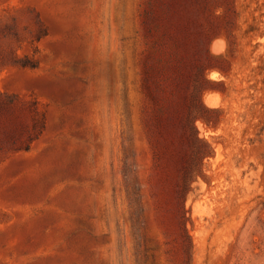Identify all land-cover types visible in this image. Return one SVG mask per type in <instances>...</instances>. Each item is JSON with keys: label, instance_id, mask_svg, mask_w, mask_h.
Wrapping results in <instances>:
<instances>
[{"label": "rangeland", "instance_id": "1", "mask_svg": "<svg viewBox=\"0 0 264 264\" xmlns=\"http://www.w3.org/2000/svg\"><path fill=\"white\" fill-rule=\"evenodd\" d=\"M143 10L184 60L157 126ZM203 69L213 111L191 116L212 153L184 199ZM0 93L45 121L0 163V264H264V0H0Z\"/></svg>", "mask_w": 264, "mask_h": 264}, {"label": "trees", "instance_id": "2", "mask_svg": "<svg viewBox=\"0 0 264 264\" xmlns=\"http://www.w3.org/2000/svg\"><path fill=\"white\" fill-rule=\"evenodd\" d=\"M144 23V39L146 49L144 53L143 66L147 67L142 76L141 89L148 101L150 110V120L157 126L165 120L172 111H174L182 100H178L175 83L180 78V70L183 64L182 50L174 40L168 29L155 24L146 23L150 11L143 10L141 13ZM46 33L43 29H38L35 34V40H39ZM15 35V34H14ZM185 46V45H183ZM12 62L24 68H35L36 63L32 59L26 57L20 59L13 57ZM149 67L156 69V74L151 81ZM205 71H200L195 83L198 84L197 89L190 94L186 103L183 105L188 109L187 122L192 129L189 143L193 154L192 165L185 168L181 179V192L187 194L190 184L195 181L196 176L201 174V165L204 158L212 153V147L206 141L198 138L193 120L200 118L206 120L201 114L196 113L191 116L193 110L198 113L212 112L207 108L202 100V94L208 90L204 85L208 83L205 78ZM36 102L32 101L27 104L25 101L20 102L15 94L0 93V163L9 155L16 152H26L34 140H36L44 130L45 121L35 107ZM27 114L28 122L22 121V116ZM154 155L158 157L159 151L156 145L153 147Z\"/></svg>", "mask_w": 264, "mask_h": 264}, {"label": "bare ground", "instance_id": "3", "mask_svg": "<svg viewBox=\"0 0 264 264\" xmlns=\"http://www.w3.org/2000/svg\"><path fill=\"white\" fill-rule=\"evenodd\" d=\"M223 47H224V43L221 39H218V40H215L213 42V45H212V50L214 53H221L223 51ZM211 77H216L217 76V73L216 72H211ZM207 100H210L209 98H207Z\"/></svg>", "mask_w": 264, "mask_h": 264}, {"label": "water", "instance_id": "4", "mask_svg": "<svg viewBox=\"0 0 264 264\" xmlns=\"http://www.w3.org/2000/svg\"><path fill=\"white\" fill-rule=\"evenodd\" d=\"M211 49H212V45H211Z\"/></svg>", "mask_w": 264, "mask_h": 264}]
</instances>
